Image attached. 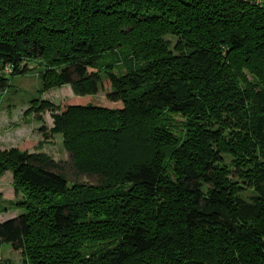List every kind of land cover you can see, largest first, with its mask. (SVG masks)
Masks as SVG:
<instances>
[{
	"label": "trees",
	"instance_id": "obj_1",
	"mask_svg": "<svg viewBox=\"0 0 264 264\" xmlns=\"http://www.w3.org/2000/svg\"><path fill=\"white\" fill-rule=\"evenodd\" d=\"M25 61L39 92L108 81L121 106L67 105L46 130L97 185L0 149L21 209L0 242L24 264H264V0H0V89Z\"/></svg>",
	"mask_w": 264,
	"mask_h": 264
},
{
	"label": "rangeland",
	"instance_id": "obj_2",
	"mask_svg": "<svg viewBox=\"0 0 264 264\" xmlns=\"http://www.w3.org/2000/svg\"><path fill=\"white\" fill-rule=\"evenodd\" d=\"M28 70L24 73L8 76L7 85L0 89V149L16 147L34 153H43L55 163V168L66 178L68 187L74 184L91 186L99 183L95 174L78 171L71 161V150L60 133L49 134L46 130L52 125V114L64 111L67 105L96 104L107 108L120 107V100L111 101L106 97L110 91L108 81H103L96 93L80 96L73 93L69 84L48 88L39 92L37 71L42 66L37 61H25ZM118 66V65H116ZM116 69V68H115ZM117 70V69H116ZM2 73V71H0ZM32 99L45 100L50 106L38 112L23 114ZM172 122H179L181 117L171 115ZM40 128H43L39 131ZM87 134L83 131L80 139L85 141ZM244 194L250 189L243 184ZM20 197L14 193L11 173H0V218L6 219L20 210L12 202ZM0 260L9 264H24L20 250H12L7 242H0Z\"/></svg>",
	"mask_w": 264,
	"mask_h": 264
},
{
	"label": "crops",
	"instance_id": "obj_3",
	"mask_svg": "<svg viewBox=\"0 0 264 264\" xmlns=\"http://www.w3.org/2000/svg\"><path fill=\"white\" fill-rule=\"evenodd\" d=\"M254 1L261 2V1H263V0H254ZM19 210H20V211H19L17 214H15V215H13V214L8 215V216H10L9 218H12V217L18 215V214L21 212V209H19ZM6 219H8V218H6ZM3 220H5V219H4V218H3V219L0 218V222L3 221Z\"/></svg>",
	"mask_w": 264,
	"mask_h": 264
}]
</instances>
